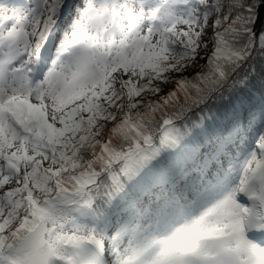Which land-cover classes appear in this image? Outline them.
I'll list each match as a JSON object with an SVG mask.
<instances>
[{"label":"snow or ice","instance_id":"obj_1","mask_svg":"<svg viewBox=\"0 0 264 264\" xmlns=\"http://www.w3.org/2000/svg\"><path fill=\"white\" fill-rule=\"evenodd\" d=\"M0 264H264V0H0Z\"/></svg>","mask_w":264,"mask_h":264},{"label":"rangeland","instance_id":"obj_2","mask_svg":"<svg viewBox=\"0 0 264 264\" xmlns=\"http://www.w3.org/2000/svg\"><path fill=\"white\" fill-rule=\"evenodd\" d=\"M145 2H146V3H148V2H151V0H148V1H147V0H145Z\"/></svg>","mask_w":264,"mask_h":264}]
</instances>
